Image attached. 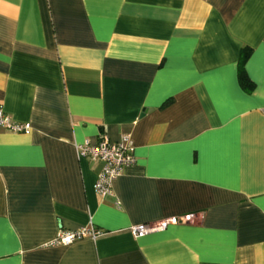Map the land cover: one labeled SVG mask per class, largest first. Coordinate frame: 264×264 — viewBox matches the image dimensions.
I'll use <instances>...</instances> for the list:
<instances>
[{"label": "crops", "instance_id": "1", "mask_svg": "<svg viewBox=\"0 0 264 264\" xmlns=\"http://www.w3.org/2000/svg\"><path fill=\"white\" fill-rule=\"evenodd\" d=\"M0 109V264H264V0H0ZM121 134L101 197L75 143Z\"/></svg>", "mask_w": 264, "mask_h": 264}, {"label": "built area", "instance_id": "2", "mask_svg": "<svg viewBox=\"0 0 264 264\" xmlns=\"http://www.w3.org/2000/svg\"><path fill=\"white\" fill-rule=\"evenodd\" d=\"M0 127L12 132H29L28 123H17L10 119L0 109ZM75 150L79 157L101 162V169L94 183V189L101 197L113 194V181L121 174L124 168L134 164V147L128 134H121L116 141H109L105 136L96 141L84 139L75 143ZM189 220V215L171 217L157 222L139 223L131 226L134 235H142L165 228L168 223ZM101 233L92 226H85L75 230H59L51 244H69L82 238H95Z\"/></svg>", "mask_w": 264, "mask_h": 264}, {"label": "trees", "instance_id": "3", "mask_svg": "<svg viewBox=\"0 0 264 264\" xmlns=\"http://www.w3.org/2000/svg\"><path fill=\"white\" fill-rule=\"evenodd\" d=\"M247 52H242L241 53V57H240V62H239V67H238V76H239V80L240 83L243 85V87L250 89L252 87L251 82L247 79L244 69H243V63L244 60L247 57Z\"/></svg>", "mask_w": 264, "mask_h": 264}]
</instances>
